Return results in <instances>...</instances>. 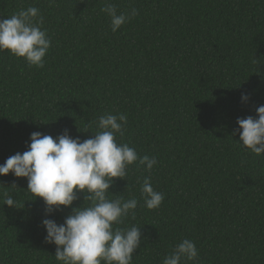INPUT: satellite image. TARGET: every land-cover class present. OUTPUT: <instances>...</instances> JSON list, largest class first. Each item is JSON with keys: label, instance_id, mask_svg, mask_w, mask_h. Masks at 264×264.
<instances>
[{"label": "trees", "instance_id": "trees-1", "mask_svg": "<svg viewBox=\"0 0 264 264\" xmlns=\"http://www.w3.org/2000/svg\"><path fill=\"white\" fill-rule=\"evenodd\" d=\"M108 3L139 14L113 32ZM31 6L51 47L43 67L0 51V164L33 132L83 141L100 116L124 113L117 142L158 160L129 166L108 193L138 200L118 225L142 227L132 264H163L183 239L199 253L189 264H264V154L242 145L237 123L264 105V0H0V18ZM145 177L164 193L156 209L144 206ZM27 186L0 175V264H62L42 221L64 223L86 193L48 216Z\"/></svg>", "mask_w": 264, "mask_h": 264}, {"label": "clouds", "instance_id": "clouds-1", "mask_svg": "<svg viewBox=\"0 0 264 264\" xmlns=\"http://www.w3.org/2000/svg\"><path fill=\"white\" fill-rule=\"evenodd\" d=\"M101 11L111 18L113 32L139 14L136 8L121 12L115 3H108ZM43 25L44 17L35 6L10 18H0V51L9 50L12 55L24 58L29 66L43 67L51 47ZM241 99L247 103L250 96L242 92ZM256 113V117L239 118L237 123L240 142L259 156L264 154V105L257 107ZM127 123L124 113L100 116L94 136L83 141L73 138L67 129L57 138L33 132L27 151L17 152L0 164V175L11 173L27 178V191L35 199H43L48 216L62 207H72L78 192L86 193L84 204L87 201L89 205L74 208L64 223L50 218L42 221L47 233L45 240L57 246L55 259L62 264H132L141 245L142 227L118 226L129 214L135 217L137 198L110 199L108 195L114 178L125 179L129 166L138 162L151 171L158 163L155 156L140 157L127 143L117 142L118 136L123 137ZM141 194L144 206L150 210L160 207L164 200V193L154 190L149 177L143 181ZM4 205L18 208L7 193ZM198 255L195 243L183 239L163 259V264H189Z\"/></svg>", "mask_w": 264, "mask_h": 264}]
</instances>
